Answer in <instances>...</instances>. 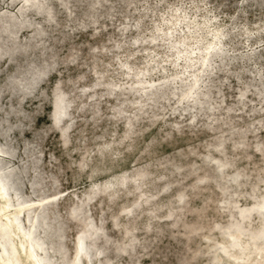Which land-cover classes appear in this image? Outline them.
<instances>
[{"label":"rangeland","instance_id":"1","mask_svg":"<svg viewBox=\"0 0 264 264\" xmlns=\"http://www.w3.org/2000/svg\"><path fill=\"white\" fill-rule=\"evenodd\" d=\"M192 1H195V0H191V1L190 0H177V1L176 0H169V1L168 0H165V1L164 0H147V1L146 0H132V2H129V3H128V0H105L104 1L105 3L103 2L104 4L101 3L96 8L97 17L98 16L99 17L96 18L97 22H95L94 24L92 23L91 19L86 15V12L88 11L89 9L88 7H90L91 5L90 3L92 2V0H84V1L70 0L69 5L73 6V9H75L74 11L76 12L75 13L73 11L72 14L70 13L72 15L71 17H69L68 13L66 14V12H64L58 0H52V4L55 7V10L57 11V15H58L57 21L55 22H52V23L47 22L46 20H44L45 15L37 14L34 9H31V8L27 9V15L30 16L33 19V21L37 23V25H39L40 27L44 26V28L46 26L47 31L42 36V40L46 41L48 44L50 43V47L47 44V47L49 48H45L43 52V50L39 48L40 39H41L40 37L34 40L31 39L33 44L35 45L34 50L32 49V51H27L26 53L25 52L15 53L13 55L14 60L16 59L15 61L11 60L6 55H3L2 57H0V135L3 132H6L0 136V138L3 137L0 139V142H9L14 151L12 155L4 154L0 152V163L5 168H7L8 173L9 172L16 173L17 174L16 176L19 177V179L18 177H16V180H17L16 184L18 185L19 187L18 189L20 190L22 194L23 203L28 204L26 205L25 209L18 211V212H21V215L19 216V218L23 216L26 210L35 206L34 203L36 201L44 197L50 196V195H54V194L57 195L58 199L54 201L52 205L50 204L51 206L49 209L53 211V214L51 216V223L53 225L58 224V223H61L63 225L62 233L64 235H62L60 240L65 248V255H64L65 260L63 262L59 261L60 263L62 262V264H70V261L74 253V238L80 229L78 220L70 214V209H72V207H74L75 205H77L79 202L83 200L85 191L90 189L92 182L95 181L97 184L103 183V181H105L108 178L106 174L111 173V171H113L114 174H119L123 170H131V168H133L135 165L140 166V165L147 164L148 162L158 157L162 158L168 155L175 156L177 154L185 152L187 149L194 150V154L189 155L188 153H185L186 155L182 156L181 161L184 162L185 165H190L191 163L201 165L202 156L205 151V146L209 143H213L216 138L215 136L217 132L215 130L214 132H212L213 129H216V128H213V126H217V125L222 126L220 130L225 132L226 130L228 131L227 126L229 125V123L232 125H235L233 131H239L242 128L243 131L249 132V133H245L247 145L244 146V148L246 149L245 153L247 155L248 154L250 155V156L248 155L250 159L247 157L240 158V160L238 161V166L239 167H244V166L253 167L254 169H252V173L255 176L259 172L258 169L264 165L263 153L255 150V147H254L257 141L264 142V100H260L261 96L257 94V92L258 93L260 92L259 91L260 88L264 86L263 85L264 84L263 83L264 74L260 75L258 73L259 69L264 71L263 70L264 69V0H205V1L198 0L197 1V4L199 5L198 8L192 5L191 3ZM179 2L184 5L186 4L185 6L186 7L188 6L190 11H192L193 15L194 13L195 15L197 14L196 16L197 18L199 17L198 18L199 20H204L207 17L211 18V21H210L211 29L213 28L217 29L218 27H222V26H225L227 28V31H226V28H224L225 31L223 30L222 32L218 34L219 35L218 40L220 44H222L223 46L226 45L225 46L226 56H228L227 57L228 59L226 58L227 60L226 62L228 64L225 63V65L227 66L223 65L222 67V66H219V62L217 60L215 61V65H217L218 71L216 69L213 70L214 72H212V76L210 79L211 82H209L210 95L212 96L208 97V96L203 95L204 92L200 93L198 95L200 103H195L193 101L181 99L182 98L181 95H183L184 93L183 91H185L189 87V84L191 83L190 80H188L189 82L188 83L187 79H184L185 83H181L180 85L182 86L180 87L176 86V89L170 85H165L163 87L161 85V88H163L164 90L161 92H158V95L160 98L155 100L153 103L155 107L157 106L155 110V113L157 115L156 118L154 119L155 121L152 122L151 118L144 120L145 129H143L140 135H138V138L136 142L134 143V145L132 147H129L128 149L124 147V144L121 141L122 135L125 132V121H124L125 119L124 118L122 120L120 119L118 120L119 122L117 121L116 123L112 121L113 114L110 111V107L111 105L116 104L118 100L113 96L104 95L103 90L100 87L92 88V85L97 81L98 76L92 73L90 63L92 64L94 63V65H96L100 61H96L93 59H91L90 61H87L86 58L92 52L91 50H96V48H98L101 44L107 43L108 46L109 45L112 46L116 42L125 41L126 47L130 51H134V57H132V60H134L135 66L138 68L144 66L145 61H146L144 58V52H145L144 50H148V49H151L153 46H157L156 51L165 52L167 51L166 46L165 45L160 46L159 44V43H164V41L162 42L158 41L157 42L158 45L157 44L155 45L151 43L150 39H146V40L144 39L143 41H140L139 44L137 45L139 47L138 49L134 48V45H130L129 43L132 40H134L136 37L141 36L140 33L145 34V35L151 34L153 32L152 28L154 24L158 22L160 16L163 13L162 11L165 9V7L170 4L177 5L179 4ZM200 2H202L203 4L202 3L200 4ZM144 4H146L148 7L147 8L144 7ZM21 6H22V2L19 0L18 1L0 0V14H4V15L15 14V16H18V12ZM109 9H112V10H109ZM138 18L140 19L142 18V19H141L140 25H138L137 27L135 23H137L136 20ZM82 20H85V21H82ZM175 20L177 21L175 22ZM179 20L180 18L173 19L172 20L173 22L171 23V25L172 26L176 25ZM231 21H232V24H231ZM1 22L3 21L1 20ZM81 22L82 23L84 22V24L80 25ZM167 23H170V22H167ZM64 25H66V28L64 27ZM142 25L144 28H142ZM201 25H205V23L202 22ZM125 26H127V28H125ZM140 26H141V29H140ZM62 27L64 30L62 29ZM231 27H232V30H231ZM165 30L168 31L167 28H165ZM202 30H205L204 26H201L200 31ZM204 33H207V32H204ZM29 35H30V31L26 28H23L19 32L18 39L21 42L25 41ZM222 36H225L224 40ZM234 36L236 37V39ZM73 44L75 45L73 46ZM127 45L128 46L130 45L129 46L130 48ZM76 46H78V48L80 49H78ZM51 48L55 49L54 50L55 55L53 57V60H54L53 68L49 71L50 74L48 73L46 75V77L49 75L47 78L45 77L44 79L42 78L39 80L37 84L39 90L36 89L35 92H33L32 94H29L28 96L26 95L27 97H24L21 95L22 92L24 91V87L23 85H21L22 83H16V82L14 83L11 82V84L6 83V81L8 82L10 79H13L14 77H16L17 73L18 74L26 73L28 69L26 67L27 66L26 64L29 65L32 59L36 62L38 61L37 63L41 61L39 65L45 63L47 59L49 60L51 56ZM47 49L48 51H46ZM71 50H74V51L76 50L75 59L74 61H69L67 62V64H65L64 58L66 54L69 53ZM40 52H42V54ZM99 54L101 58L103 55L102 52H100ZM197 54H200V52L198 51ZM95 56H98V53L94 55V58ZM164 57H166V54H160L159 56L160 67H158L156 70H153L154 72L153 80L154 82H157L159 84L164 81L162 79L163 71L165 72L169 71L170 74H172L173 72V68L171 67V65H169V63H167L166 60H164ZM229 60L230 61L232 60V62H229ZM17 62H19L20 64ZM187 63L189 62H186V64ZM103 64L106 65L107 62H104ZM151 64L153 65L155 64V62ZM183 67L185 66L180 65L181 69ZM101 68L102 67L100 66L99 69L97 70L99 74L100 72L109 71L108 72L109 75H112L118 78L123 77V75L128 76L129 74L125 72L124 70H123L124 72H122V69L116 70L113 68L111 70L109 69L105 70L107 69V67L104 65H103V69ZM150 69H151V66L149 65L139 75L132 74L131 78L134 80L139 79L142 76H144L145 73H148ZM20 70H22V72ZM129 70L131 71L132 69H129ZM229 70H232V71H229ZM235 71H237L236 74H235ZM80 75L81 76L84 75V77L79 78L81 77ZM11 76H13V78ZM239 76H241L240 80L238 79ZM212 77H215V78H212ZM77 78H79L81 81L78 87L75 86L76 90L84 91L83 88L90 86L89 89L84 91L85 92L84 94H81L77 98V102L74 105V110H77V108L75 107L78 104H80V102L82 101L81 104L83 103L84 105H86L85 110H84L85 112L76 113L75 121L77 122L76 123L77 125L72 131L73 133L71 136V141L68 144V146H63L60 140V137H59V132L57 131V129L53 127L54 125L52 123V119L50 118L52 117V112H53L52 102L50 99V93L52 92L54 85L57 82H59V80L60 81L64 80L65 82L69 83L71 80L73 82V80H76ZM201 78L202 77H200L199 78L200 80L199 79L198 80L201 81ZM204 79L205 78L203 77V80ZM243 79L244 81H242ZM258 82H259V85H258ZM260 83L262 84V86ZM252 84L253 86H251ZM211 86L215 87L216 89ZM113 87L117 88L116 86H113ZM170 87L172 91L169 90ZM44 89H46L47 91ZM67 89L71 90L74 88L73 86L72 87L68 86ZM126 91L129 92L128 90ZM165 91L166 92L168 91V92L166 93ZM43 92L46 93V95L48 94L47 100L46 99L42 100L41 94ZM99 92L101 94H99ZM193 92H194V89L188 94L187 97L189 98L193 94ZM243 92H244V95H241ZM261 92H263V95H264V91H261ZM216 93L218 97L216 96ZM91 94L93 98H95V101L92 99V96H90ZM131 94H132L131 95L132 98L134 99H138L140 96V93L138 91L134 94L133 93ZM97 95L99 96L98 101L96 100ZM220 95H222L223 97ZM100 98H101V102H100ZM160 101L163 103V107L165 109H163L162 103ZM207 102L208 104H206ZM221 102H224V103H221ZM96 103H98L99 106L101 103L100 114L96 118H94L92 108H93V104H96ZM183 105H185V107ZM204 105H207L208 108H205ZM241 105L243 106L241 107ZM151 107H154V106H151ZM196 108L198 109L196 110ZM137 109L138 108L129 109L127 112L129 114L130 113L132 114V111L135 112ZM227 109L228 111L229 110L230 111L228 112ZM249 109H251V111ZM179 110L181 112H179ZM212 112L213 114H211ZM26 114L29 117L25 116ZM84 116L86 118L88 117L87 119L89 120L87 121L86 118H84ZM91 116L93 117V119ZM108 117H110V119ZM211 118H216L213 125L211 124V121H212ZM98 121L100 122V124L97 123ZM222 121L225 122L227 126L225 123H222ZM207 124H210V125H207ZM206 125L209 127L207 128ZM177 128L179 132L177 131ZM104 130L105 132H103ZM67 134H69V130H66L65 132H63V135L65 136V138H67ZM130 134L131 132H129V135ZM97 136L98 137L100 136V137L98 138ZM232 136H234V134H232ZM83 137H86V138H83ZM117 140L119 141L117 142ZM152 140H154V142L152 143L151 147H148L145 150L146 144ZM102 142H112L111 148L114 151H116V153H118L115 159L112 160V164H109L108 166L109 169L104 171L102 169L103 167L100 166L99 168H97V171L93 173L90 172V168H87L85 171L81 173L78 172L79 171L78 163L81 160L82 156H84L83 153L85 152V150L87 148H90V146L93 152V157L91 158L93 159L92 165L95 166L98 164H102L100 159L107 152V148H104L101 151V153L98 154L97 148L99 147V144ZM213 151L214 150H211V152ZM228 151H229V155L232 157H236V155H239V150L232 149L231 145L228 146ZM123 154L124 156H122ZM214 156H216V154ZM89 159H90L89 157L86 158V160H89ZM115 165L116 167H114ZM166 165H167L166 162L162 163L161 165H155L156 167L151 164L149 166V169L152 172L154 171L158 172V171H162L163 168L165 169ZM85 166H86V163H84L82 167H85ZM176 173L177 172L174 171L172 174H165V176L160 177V178L162 180L169 179V178H172L173 175H175ZM136 179L141 184V180L143 178L137 176ZM209 181H210L209 177H204L202 180H200V183L204 184ZM36 182L38 183V185H34V183ZM261 188L264 191V186ZM33 191H35V193ZM163 191H164V188H162L158 193L161 194ZM102 193H104V191ZM215 194H218V193L215 192ZM96 195L97 193L93 194L91 199L95 198ZM100 197L92 200L88 204L87 208L90 214L93 216V218L95 220L97 219L96 220L97 222H103L104 227L106 226L105 232H107V238H109V241L108 242L105 241V239H103L102 237L98 238L97 241L99 242L100 245H104L105 247H107L105 248L103 246L102 248L105 250L104 252L106 253L105 257L109 259L110 262L108 263L104 262L102 264H120V263L125 264V262L126 264H128L129 263V261H127L128 259L132 260L131 262H133L134 264H153V263L154 264H211L213 263V261L211 260L212 257H214L215 254L218 255V253L215 251L216 248L210 250V249H207V246L204 244V241H208V238L204 236L205 233L203 234L199 232V234H196L195 232H197V230L193 232L194 234L185 233L184 228L177 227L174 230L170 229L171 232L170 230L164 231V234H161L162 236L158 239V237H156L153 233L147 234L148 232L147 229L143 228L142 225H139L136 228H134L133 229L134 231H132L131 234L135 232L137 235L136 236L137 238L144 240V242L147 243V249L142 248L140 244H137V245H134L133 252H132L133 256L129 253H124L126 251L129 252V248L131 247V245H133L132 240H129L125 245V251L122 250V252H120L118 250V244H119V240L121 239L123 235V232L121 229H118L115 226L116 218L114 217L112 210L109 209L110 206L107 203H104L103 201H101L100 203V199H101ZM215 197L218 198L219 196H215ZM135 198L136 196H130L128 201L124 203L123 205L128 206L130 203H132V199L134 201ZM46 199H49V198H46ZM149 200L150 198L148 200H142V202L139 205L137 206L135 205L133 208L134 209L133 212H135L136 208L139 209L140 208L139 206H142L143 204H146L147 202H149ZM189 200L190 201L192 200L190 204V207L192 208H199L202 206L198 211L193 212L195 215H202L206 211L208 215L207 217L212 224L219 222L221 226L226 225L228 221L227 215L226 214L217 215L216 209L213 206H210L209 204L211 201L210 198H207L204 204H203V194L199 197L191 196ZM84 202H86V199L84 200ZM10 203L15 205V201L10 202ZM249 204H250V199H247V198H241V200L239 201L240 206H247ZM165 206L166 205L160 206L156 210L162 209ZM225 206L228 207V205L226 204ZM78 207L80 206H77L76 208ZM120 209L121 208H119V210ZM137 210H136V213H137ZM224 210H227V209H224ZM191 211L193 210H189V212ZM68 212L69 214H67ZM121 212H123V210ZM185 213H188V212L186 211ZM176 217H177L176 214L175 215L170 214L163 218H155V223L152 225V227H149V230H154V229L160 230L161 228L160 226L158 227V224H161V223L162 225L165 224L164 225L165 227H172L168 224L169 223L167 222L168 220H165V219L166 218L174 219ZM233 217L237 218L240 224H242L241 219H239L240 218L239 214H234ZM187 219L188 221H194L195 218L193 214H190L188 215ZM257 219L255 218V220ZM255 220L253 222L254 224H256ZM23 222L25 223L24 219H23ZM219 223H218V226H220ZM204 227L202 229H204ZM209 230L213 231L214 235L217 234V232H214L216 230L214 226L209 228ZM4 232L5 230L0 225V257H2L3 255L9 256V251L11 253L13 250L12 249L13 236L11 237L8 236L7 239H5L3 235ZM39 234H41L40 229H39ZM49 234L51 235L50 236L51 240L54 239V237H52L54 236L52 232ZM188 234H191V235L188 236ZM215 239L222 241L224 243L228 242V239L223 236H216ZM243 239L244 237L242 236L241 240ZM184 241L185 243H187V245L184 243ZM180 248L181 250H184L185 248L184 250L185 253L184 251H181ZM199 249H202L203 251L199 252V254H196L197 250ZM234 249H232V251L228 254L223 253L224 255H221L222 260L228 263H231V264L239 263L240 262L239 260H236L234 257L230 256V254H232V252L235 251ZM56 253L57 252L50 251V254L52 255H55ZM180 254H183V255L181 256ZM262 254L264 255V251ZM22 255L23 253H19L20 258L22 257ZM108 256L110 257L108 258ZM178 259L181 261H179ZM252 259H255V257ZM210 260L212 262H210ZM262 260H263V263L261 264H264V259ZM92 263L99 264L100 262L95 257L93 258ZM83 264L85 263L83 262Z\"/></svg>","mask_w":264,"mask_h":264},{"label":"bare ground","instance_id":"2","mask_svg":"<svg viewBox=\"0 0 264 264\" xmlns=\"http://www.w3.org/2000/svg\"><path fill=\"white\" fill-rule=\"evenodd\" d=\"M13 1H18V0H13ZM19 1L22 2V6L18 12V16H15V14H10V15L0 14V57H2L3 55H6L13 61L16 60V59L14 60V57H13V55L15 53H21V52L26 53L27 51H32V49L34 50L35 45L33 44L31 39L34 40V39L41 37L39 48L41 50H43V52H44L45 48L50 47V43L48 44L46 41L42 40V36L47 31L46 26L44 28V26L40 27L39 25H37V23L35 21H33V19L30 16L27 15V9H30V8L34 9L37 14L45 15V19L44 18L43 19L46 20L47 22H50V23L57 21V18H58L57 11L55 10V7L52 4V0H33L35 2L33 6L29 5V3L32 0H19ZM77 1H84V0H77ZM104 1L105 0H92V2L90 3L91 4L90 7H88L89 9L86 12V15L91 19L92 23H94V24H95V22H97L96 18L99 17V16L97 17V12H96L97 9L96 8L98 5H100ZM197 1L198 0L191 2L192 5L196 8H198V6H199L197 4ZM199 1H205V0H199ZM58 2L62 6L64 12H66V14L68 13L69 17H71L72 16L71 14L73 13V11L75 9H73V6L69 5L70 0H58ZM129 2H132V0H128V3ZM201 3L202 2H200V4ZM185 5L179 2V4H177V5L170 4V5L166 6L165 9L162 11L163 13L160 16L158 22H156L154 24V26L152 28L153 32L149 35H145V34L140 33L141 36L136 37L134 40H132L129 43L130 45H134V48L138 49L139 47L137 45L139 44L140 41H143L144 39L145 40L150 39L151 43H153L155 45L157 44L158 41H160V42L164 41V43H159V44H160V46H164V45L166 46L167 51H165V52L156 51L157 46H153L151 49H148V50L143 49L145 51L144 52V58L146 60L144 66H142L140 68L135 66L134 60H132V57H134V51H130L126 47L125 41L116 42L115 44L111 43V44H113L112 45L113 47L110 45L108 46L107 43L105 44L103 42L104 44H101L98 48H96V50H91L92 52L86 58L87 61H90L91 59L96 60V61H100V62H98L100 64L97 63L96 65H94V63L93 64L90 63L92 73H94L95 75L98 76V78L96 77L97 81L92 85V88L100 87L103 90L104 95L113 96L118 100V101L116 100L117 101L116 104L111 105V107H110V111L113 114L112 115L113 117L112 116L111 117H112V121L114 123H116L120 119L121 120L123 118L125 119L124 120L125 121V132L122 135L121 141L124 144V147H126L128 149H129V147H132L134 145V143L136 142V140L138 138V135H140L142 130L145 129L144 128V120L151 118L152 122L155 121L154 119L157 116L155 113V110H156L157 106L155 107V105H153V103L155 100L160 98L158 95V92H161L164 90L163 88H161V85H162V87L165 85H170L176 89V86L180 87V86H182V85H180L181 83H185L184 79H187V82H188V80H190L191 83L189 84V87L185 91H183L184 93H183V95H181V97H182L181 99L193 101L195 103H200L199 102V96H198L200 93L204 92L205 93V94L203 93L204 96H208V97L212 96V95H210V90H209L210 84H209V82H211L210 79L212 76V72H214L213 70L214 69L217 70V68H218L217 65H215V61L217 60L219 62V66H222V67H223V65H225V63H227L226 58L228 56H226V49H225L226 45L224 44L225 46H223L222 44H220V42L218 40V38H219L218 34L220 32H222L224 30V28H226V27L222 26V27H218L217 29H214V28L211 29V27H210L211 26V22H210L211 18L207 17L204 20H199L198 19L199 17L197 18V16H196L197 14L195 15V13H194V15H193L192 11H190L188 6L186 7ZM144 7L147 8L148 6L146 4H144ZM109 10H112V9H109ZM198 13H199V11H198ZM151 17H153V16H151ZM125 18H127V17H125ZM128 18H130V17H128ZM177 18H180V20L177 22L176 25L172 26L171 25V23L173 22L172 20L177 19ZM141 19L138 18L136 20L137 23H135V25L137 27H138V25H140ZM1 20L3 22H1ZM82 21H85V20H82ZM176 21L177 20H175V22ZM214 21H216V20H214ZM167 22H170V23H167ZM202 22L205 23V25H201ZM153 23H154V21H153ZM83 24H84V22L80 23V25H83ZM231 24H232V21H231ZM151 25H153V24H151ZM201 26H204L205 30L200 31ZM64 27L66 28V25H64ZM23 28L28 29L30 31V35L27 37L28 40L26 39L25 41L21 42V41H19L18 37H19L20 30ZM125 28H127V26H125ZM142 28H144L143 25H142ZM165 28H167L168 31H166ZM62 29H63V27H62ZM71 29H72V27H71ZM140 29H141V26H140ZM231 30H232V27H231ZM136 31H138V30H136ZM226 31H227V28H226ZM234 31H236V30H234ZM240 31H241V29H240ZM247 31H248V29H247ZM165 32H167V33H165ZM204 32H207V33H204ZM229 32H231V31H229ZM31 34H33V35H31ZM231 35H232V33H231ZM247 35H249V34H247ZM134 37H135V35H134ZM224 37L225 36H222L223 40H224ZM235 39H236V37H235ZM47 44L49 45V47H47ZM141 44H143V43H141ZM74 45L75 44H73V46ZM76 47L78 48V46H76ZM140 47H141V45H140ZM215 48L216 49L218 48L219 50L212 57V59L210 61V65H208L209 67L206 68V64H207L208 58L210 56L209 54ZM78 49H80V48H78ZM54 50L55 49L51 48V56H50L49 60L47 59V61H45V63H43V64L39 65V63L41 61L39 63H37L38 61L36 62L33 59H32V61L29 60L30 61L29 65L26 64L27 65L26 67L28 68L26 73H23V74L17 73L16 77L13 78V76H11L13 79H10L8 82L6 81V83H8V84H11V82L22 83L21 85H23L24 91L22 92L21 95L24 97H27L29 94H32L33 92H35V90L38 89L37 84H38L39 80L42 78L44 79L46 77V75L49 73V71L53 68V64H54L53 57L55 55ZM46 51H48V49ZM198 51L200 52V54H197ZM100 52H102V54H103L101 58H100V54H99ZM40 53L42 54V52H40ZM97 53H98V56H95V58H96L95 59L94 55H96ZM75 54H76V50L75 51L71 50L69 53H67L65 58H64V63L67 64V62H69V61H74ZM160 54H166V57H164V60H166L167 63H169V65H171V67L173 68V72H172V74H170L169 71L165 72L162 70L163 71V73L161 72L163 74L162 79L164 81L159 84L157 82H154V80H153V78H154L153 77L154 76L153 70H156L158 67H160V63H159ZM230 54H231V52H230ZM232 55H234V54H232ZM48 57H49V55H48ZM42 59H44V58H42ZM35 60H36V58H35ZM232 60L231 61L229 60V62H232ZM57 62H58V60H57ZM104 62H107V64L106 65L103 64ZM154 62H155V64L152 65L151 63H154ZM186 62H189V63L186 64ZM17 63H19V62H17ZM65 64H64V66H65ZM103 65L107 67V69H105V70H108V69L111 70L113 68L116 70L122 69V72L125 71L129 74H128V76L123 75V77L118 78V77H114L112 75H109L108 74L109 71H107V72L104 71V72H100V74H101L100 75L97 70L99 69L100 66L102 67L101 69H103ZM149 65L151 66V69L148 73H145L144 76H142L139 79H135V80L131 78L132 74L139 75ZM180 65L185 66V67H183L181 69ZM225 66H227V65H225ZM24 68H25V66H24ZM224 68H226V67H224ZM129 69H132V70L130 71ZM20 71L22 72V70H20ZM229 71H232V70H229ZM236 72L237 71H235V74H236ZM156 73H158V72H156ZM258 73L260 75H263L264 71L259 69ZM83 77H84V75H82L79 78H83ZM200 77H202L201 81H199ZM203 77L205 78L204 80H203ZM240 77L241 76H239V78H238L239 80H240ZM79 78H77L76 80H73V82L71 80L69 83L65 82L64 80H61V81L59 80V82H57L54 85L52 92L50 93V99L52 102V111H53L52 117H50V118L52 119V123L54 125L53 127L55 129H57V131L59 132V137H60V140H61L63 146H68V144L71 141V136L73 133L72 131L77 125L76 124L77 122L75 121L76 113H84L85 112L84 110H85L86 105H84L83 103L81 104L82 101L80 102V104H78L75 107V108H77V110H74V105L77 102V98L81 94H84L85 93L84 91H86L90 87L89 86V87L83 88L84 91L76 90L75 86L78 87V85L81 81ZM87 78H85V79H87ZM212 78H215V77H212ZM203 81H205V82H203ZM242 81H244V79ZM71 82H72V84H71ZM255 83H257V82H255ZM3 84H4V82H3ZM137 84H139V85H137ZM258 85H259V82H258ZM68 86H71V87L73 86L74 89L69 90V89H67ZM113 86H116L117 88H114ZM251 86H253V84ZM261 86H262V84H261ZM211 87H213V86H211ZM254 87H255V85H254ZM213 88H215V87H213ZM193 89H194L193 94L188 98L187 97L188 94ZM44 90H46V89H44ZM126 90H128L129 92H127ZM169 90H171V87ZM137 91L140 93L139 98L138 99L132 98L131 93L134 94ZM259 91L260 92L259 93L257 92V94L261 96L260 100H264L263 92H261V91H264V86H262ZM11 92H12V90H11ZM100 92H99V94H101ZM177 92H178V90H177ZM219 92H220V90H219ZM96 93H98V92H96ZM217 93H216V96H217ZM248 93H250V92H248ZM92 94H93V92H92ZM92 94L90 96H92ZM41 95L40 96L42 97V100H44V99L47 100L48 94L46 95V93L43 92ZM241 95H244V92ZM220 96H222V95H220ZM98 97L99 96L97 95V97H96L97 101L99 99ZM222 97H220V98H222ZM101 98H100V102H101ZM92 99L95 101V98H93V96H92ZM169 99H170V97H169ZM93 100H92V102H93ZM149 101H151V102H149ZM211 101H213V100H211ZM208 102H209V100H208ZM208 102L206 104H208ZM238 102H239V100H238ZM98 103L93 104V108L91 107L93 109V114H94L93 117L94 118H96L100 114L101 103H100V106L98 105ZM221 103H224V102H221ZM218 104H219V102H218ZM91 105H92V103H91ZM151 106H154V107H151ZM183 106L185 107V105H183ZM204 106H205V108H208L207 105H204ZM209 106H210V104H209ZM242 106L243 105H241V107ZM162 107H163V103H162ZM221 107H222V105H221ZM262 107H261V109H262ZM134 108L135 109L138 108V109L135 112L132 111V114L131 113L129 114L127 112L129 109H134ZM157 109H159V108H157ZM163 109H165V108L163 107ZM163 109H162V111H163ZM197 109L198 108H196V110ZM249 110L251 111V109H249ZM227 111H228V109H227ZM179 112H181V111L179 110ZM61 113H62V119L59 118ZM211 114H213V112ZM204 115H205V113H204ZM25 116H27V114ZM85 116H84V118H86ZM214 116H215V114H214ZM27 117H29V116H27ZM93 117H92V119H93ZM87 118H86V120L88 121L89 119H87ZM108 118L110 119V117H108ZM248 119H249V117H248ZM211 120H212L211 124L213 125L216 118H211ZM223 121H225V120H223ZM223 121H222V123H225ZM97 123L100 124L99 121ZM178 125H180V124H178ZM207 125H210V124H207ZM255 125H257V124H255ZM226 126H227V124H226ZM234 126L235 125H232L229 123V125L227 126L228 131L226 130L225 132L220 130V128L222 126H218V125L213 126V128H216V129L212 130V132H214V130L217 132L216 136H215L216 138H215V141L213 143H209L205 146V151H204V154L202 156L201 165L194 164V163H191L190 165H185L184 162L181 161L182 156L186 155L185 153H188L189 155L194 154V150L187 149L185 152L177 154L175 156H169L168 155V156H164L162 158L158 157V158L148 162L147 164L140 165V166L135 165L133 168H131V170H123L119 174H114L113 171H111V173L106 174L108 176V178L105 181H103V183H101V184H97L95 181L92 182L90 189L88 188L89 190L85 191L84 198L82 197L83 200L81 202H79L77 205H75L74 207H72V209H70V214L78 220L79 227H80L79 231L77 232V234L75 235V238H74V253H73L72 259L70 261V264H83V262L85 264H93L92 261H90V255H94L93 258L96 257L100 262L99 264H102L104 262H106V263L110 262V260L105 257L106 253L101 254V251L103 250L102 247L104 245H100L97 240L92 241V239H91L94 234L98 233V231L99 232L101 231L102 233L100 234V236H98V238L102 237L103 239H105V241H107V242L109 241V238H107V232H105L106 226L104 227L103 222H97L96 221L97 219L95 220L93 218V216L90 214V212L88 211V208H87L88 204L92 200H94L100 196H102V197H100L101 199L99 198L100 203H101V201H103L104 203H107L110 206L109 209L112 210V213H113L114 217L116 218L115 226L118 229H121L123 232V235H122L121 239L119 240V244H118V250L120 252H122V250L125 251V245L129 240H132L133 245H131V247L129 248V252L126 251L124 253H129L132 255L134 245H137V244H140L142 248L147 249V243L144 242V240L137 238L136 237L137 235L135 232L133 234H131V232L134 231L133 229L139 225H142L143 228L147 229V231H148L147 234L153 233L156 237H158V239L162 236L161 234H164V231H169L170 229L174 230L177 227H179V228H184L185 230L184 229L183 230L185 233L194 234L193 232H195L196 230H197V232H195L196 234H199V232H201L203 234L205 233L204 236L206 238H208V241H204V244L207 246V249L211 250V249L216 248L215 251L218 253V255L215 254L214 257H212L211 260L213 261V263H211V264H231V263H228L226 261H223L221 258V255H224L223 253H225V254L230 253L232 251V249H234V248H235L234 249L235 251H233L232 254H230V256H232L236 260L240 261L239 263H236V264H261V263H263L262 259H264V255L262 253L264 251V191L261 187L264 186V165L258 169L259 172L255 176L252 173V169H254L253 167H249V166L239 167L238 166V161L240 160V158L247 157L250 159V157H249L250 155L248 154L249 155L248 156L245 153L246 149L244 148V146L247 145L245 133H249V132L243 131L242 128L239 131H233ZM208 127L209 126H207V128ZM91 128H93V127H91ZM66 130H69V134H67V138H65V136L63 135V132H65ZM177 131L179 132L178 128H177ZM103 132H105V130ZM129 132H131L130 135H129ZM3 133H6V132H3ZM232 134H234V136H232ZM236 134H238V135H236ZM127 135H128V137H127ZM1 138H3V137H1ZM83 138H86V137H83ZM118 141L119 140H117V142ZM153 142H154V140L148 142L145 146V150H146V148L151 147ZM230 145H231L232 149L239 150V155H236V157H232L229 155L228 146H230ZM111 146H112V142H102L99 144L98 148L96 147L98 154H100L104 148H107V152L100 159L102 164H98L95 166L92 165L93 159H91V158L93 157V152H92L91 146H90V148H87L85 150V152L83 153L84 156H82L81 160L78 163V169H79L78 172L81 173V172L85 171L87 168H90V172L93 173V172H96L97 168H99L100 166L103 167L102 169L104 171L108 170L109 164H112V160L115 159L116 155L118 154V153H116V151H114L111 148ZM254 147H255V150L262 152L263 156H264V142H262V141L258 142L257 141ZM128 149H126V150H128ZM211 150H214V151L211 152ZM0 152H2L4 154H11V155L14 153L9 142H0ZM215 154H216V156H214ZM122 156H124V154ZM87 157H89L90 159L86 160ZM119 158H118V160H119ZM118 160H117V162H118ZM164 162H166L167 165H166L165 169L163 168L162 171H158V172L150 171L149 166L151 164L155 166V165H161ZM84 163H86V166L82 167L84 165ZM114 167H116V165ZM182 168H183V170H182ZM6 171H7V168H5L0 163V225L5 230V232L3 233L5 239H7L8 236L9 237L13 236V239H12L13 240L12 241V246H13L12 249L13 250L11 253L9 251V256L3 255L2 257H0V264H57V263L59 264L60 263L59 261L63 262L65 260V256H64L65 255V248H64V245L62 244V242L60 240L62 235H64L62 233V229H63L62 226L63 225L61 223H58L55 225H53L51 223V216L53 214V211L49 209L50 206L54 203V201H56L58 199L57 195L56 194L50 195V196L44 197V198L36 201L34 203L35 206L26 210L24 212L23 216H21L19 218V216L21 215V212H18V211L25 209L26 205H28V204H24L22 201V194H21L20 190L18 189L19 188L18 185L16 184V181H17L16 177H18V176H16L17 174L13 173V172L8 173V171L7 172ZM174 171H176L177 173L175 175H173L172 178L164 179V180H162L160 178V177L165 176V174H172ZM130 172H132V173H130ZM137 176L143 178L141 180V184L136 179ZM39 177H41V176H39ZM204 177H209L210 181L207 183H204V184L200 183V180H202ZM36 178H37V176H36ZM18 179H19V177H18ZM131 181H133V182H131ZM34 185H38V183L36 182V183H34ZM8 186L10 188V191L9 190L7 191ZM162 188H164V191L161 194H159L158 192ZM103 191H104V193H102ZM206 191H207V193H206ZM33 192L35 193V191H33ZM215 192H217L218 194H215ZM95 193H97V195L95 196V198L91 199L92 195ZM202 194H203V204L207 198H210L211 201L209 204H210V206H213L216 209L217 215H223V214L227 215L228 221H227L226 225L221 226L219 222L218 223L220 226H218L217 222H216L217 224L216 223L212 224L207 217L208 215H207L206 211L202 215H195L193 213V212L198 211L202 206L199 208L190 207L192 200L190 201L189 199L191 196L199 197ZM10 196H12V199L10 198ZM130 196H136L135 200L133 201V199H132V203H130L129 205L127 204L128 206H124L123 204L128 201ZM215 196H219V197L216 198ZM46 198H49V199H46ZM149 198H150L149 202H147L146 204H143L142 206H139L140 207L139 209L136 208V210L138 209L137 213H136V210H135V212H133V210H134L133 208L135 205L137 206L142 202V200H148ZM241 198L250 199V204L247 206H240L239 201L241 200ZM85 199H86V202H84ZM13 201H15V205L10 203ZM225 204L228 205V207H226ZM164 205H166L164 208L156 210L160 206H164ZM43 206H46V207H44L43 211L41 212ZM77 206H80V208L77 212H75V208ZM119 206H121V207H119ZM118 207L121 209L119 210ZM224 209H227V210H224ZM122 210H123V212H121ZM189 210H193V211H191L192 213L189 212ZM186 211L188 213H185ZM39 213H40L39 228L36 231V233L33 234L32 231H33V228H34V225L36 222V217L38 216ZM57 213H59V212H57ZM134 213H136V214H134ZM67 214H69V212ZM170 214H174V215L176 214L177 215V217L174 219H168V218L165 219V220H168L167 221V222H169L168 224L172 227H165L164 226L165 224L162 225V223H161V224H158V227L160 226V228H161L160 230H157V229L149 230V227H152V225L155 223V218H163V217L168 216ZM190 214L194 215V218H195L194 221H188L187 217ZM234 214L240 215L239 219H241L242 224H240V222L237 218L233 217ZM68 218H69V216H68ZM255 218L256 219L258 218V219L255 220ZM23 219H24L25 223L23 222ZM254 220L256 221V224L253 223ZM166 226H167V224H166ZM212 226H214V228L216 229L214 232H217V234H215V235L213 234V231L209 230V228H211ZM162 227H163V229H162ZM203 227H204V229H202ZM221 227H223V228H221ZM153 228H151V229H153ZM39 229L41 230V234H39ZM199 229H201V230H199ZM171 230H170V232H171ZM51 232L54 235V236H52V237H54V239H52V240L50 238L51 235L49 234ZM189 235H191V234H188V236ZM213 236H215V237L216 236L226 237L228 239V242L224 243L222 241L215 239V237H213ZM242 236L244 237L243 240H241ZM151 237H153V236H151ZM86 238H88V239H87V242L85 243ZM176 238H177V236H176ZM173 239H175V238H173ZM116 240H117V238H116ZM139 240H140V242H139ZM184 243H185V241H184ZM185 244L187 245V243H185ZM10 245H11V243H10ZM141 247H139V248H141ZM66 248H68V247H66ZM105 248H107V247H105ZM135 248H136V246H135ZM45 249H49V250H51V252H57V253L55 255H52V254H50V251L48 252ZM180 250H181V248H180ZM184 250H185V248H184ZM184 250H181V251H184ZM135 251H137V250H135ZM202 251H203L202 249H199V250H197L196 254H199V252H202ZM19 253H23V255L21 257L22 259L19 257ZM184 253H185V251H184ZM137 254H138V252H137ZM180 255L182 256L183 254H180ZM114 256H116V255H114ZM152 256H154V255H152ZM163 256H165V255H163ZM109 257L110 256H108V258ZM138 257H139V255H138ZM186 257H188V256H186ZM254 257H255V259H252ZM117 258H118V256H117ZM192 258H193V256H192ZM211 260H210V262H212ZM127 261H129L128 264L133 263V262H131L132 260L128 259ZM179 261H181V260H179ZM62 262L60 264H62ZM139 262H140V260H139ZM125 264H126V262H125Z\"/></svg>","mask_w":264,"mask_h":264},{"label":"water","instance_id":"3","mask_svg":"<svg viewBox=\"0 0 264 264\" xmlns=\"http://www.w3.org/2000/svg\"><path fill=\"white\" fill-rule=\"evenodd\" d=\"M34 1L32 0L30 3H29V5H31V6H33L34 5ZM219 49L217 48H215V49H213L211 52H210V56H209V58H208V61H207V64H206V68H208L209 66L208 65H210V61H211V59H212V57L214 56V54L218 51ZM149 102H151V101H149ZM60 119H62V113L60 114V117H59ZM10 191V188H9V186L7 187V191ZM10 198L12 199V196H10ZM44 207H46V206H43V208H42V210H41V212L43 211V209H44ZM79 208L80 207H78V208H76L75 209V212H77L78 210H79ZM40 212V213H41ZM40 213L38 214V216L36 217V222H35V225H34V228H33V234H35L36 233V231L38 230V228H39V217H40ZM102 232L100 231H98V233H96V234H94L93 236H92V241H94V240H97L98 239V236H100V234H101ZM87 239L88 238H86V240H85V243L87 242ZM46 251H51V250H49V249H45ZM104 252H105V250L103 249L102 251H101V254H104ZM93 256L94 255H90V261H93ZM82 259V258H81Z\"/></svg>","mask_w":264,"mask_h":264}]
</instances>
